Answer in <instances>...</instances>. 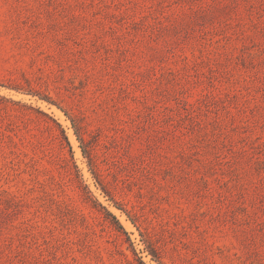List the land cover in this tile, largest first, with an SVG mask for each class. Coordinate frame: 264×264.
<instances>
[{
	"label": "rangeland",
	"instance_id": "1",
	"mask_svg": "<svg viewBox=\"0 0 264 264\" xmlns=\"http://www.w3.org/2000/svg\"><path fill=\"white\" fill-rule=\"evenodd\" d=\"M0 264H264V0H0Z\"/></svg>",
	"mask_w": 264,
	"mask_h": 264
},
{
	"label": "bare ground",
	"instance_id": "2",
	"mask_svg": "<svg viewBox=\"0 0 264 264\" xmlns=\"http://www.w3.org/2000/svg\"><path fill=\"white\" fill-rule=\"evenodd\" d=\"M73 136V135H72ZM72 138V137H71ZM73 139H75V138H73ZM73 141V140H72Z\"/></svg>",
	"mask_w": 264,
	"mask_h": 264
}]
</instances>
